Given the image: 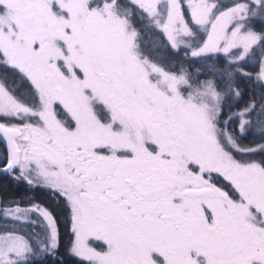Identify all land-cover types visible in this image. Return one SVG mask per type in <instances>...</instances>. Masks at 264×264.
<instances>
[{
	"label": "snow or ice",
	"instance_id": "6c2138e0",
	"mask_svg": "<svg viewBox=\"0 0 264 264\" xmlns=\"http://www.w3.org/2000/svg\"><path fill=\"white\" fill-rule=\"evenodd\" d=\"M0 177V264H264V0H0Z\"/></svg>",
	"mask_w": 264,
	"mask_h": 264
},
{
	"label": "trees",
	"instance_id": "16d2710c",
	"mask_svg": "<svg viewBox=\"0 0 264 264\" xmlns=\"http://www.w3.org/2000/svg\"><path fill=\"white\" fill-rule=\"evenodd\" d=\"M247 99V97H245ZM0 192H6L9 196L17 195V189L15 184L7 178L0 177ZM68 237H65V244L67 243ZM64 250H61V254L63 255ZM64 259L68 260L67 256H64Z\"/></svg>",
	"mask_w": 264,
	"mask_h": 264
}]
</instances>
